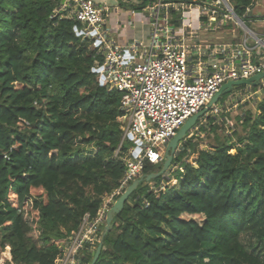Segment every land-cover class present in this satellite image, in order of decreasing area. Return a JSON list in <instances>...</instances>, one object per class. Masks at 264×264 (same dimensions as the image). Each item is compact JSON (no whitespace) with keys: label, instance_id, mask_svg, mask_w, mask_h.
Returning a JSON list of instances; mask_svg holds the SVG:
<instances>
[{"label":"trees","instance_id":"16d2710c","mask_svg":"<svg viewBox=\"0 0 264 264\" xmlns=\"http://www.w3.org/2000/svg\"><path fill=\"white\" fill-rule=\"evenodd\" d=\"M231 2L244 20L264 19L247 11L253 0ZM61 4L0 0V248L15 264H55L126 171L116 154L121 94L101 84L93 68L103 55L78 20L57 13ZM256 111L240 117L244 133L209 149L189 134L173 164L190 148L196 164L171 168L175 185L143 180L95 264H264V96ZM161 167L148 162L144 174Z\"/></svg>","mask_w":264,"mask_h":264},{"label":"built area","instance_id":"2783aa9c","mask_svg":"<svg viewBox=\"0 0 264 264\" xmlns=\"http://www.w3.org/2000/svg\"><path fill=\"white\" fill-rule=\"evenodd\" d=\"M223 3L226 10L220 7ZM110 12L108 4L96 0H62L57 10L62 17L82 24L80 30L76 29L78 34L90 39L92 47L103 55V61H96L93 70L102 85L121 94L118 120L122 141L116 154L121 155L126 171L115 190L102 194L97 214L85 213L78 229L61 242L55 264H90L88 258L95 255L103 240L108 213L127 187L144 174L146 163L164 161L166 144L222 85L264 72V32L249 28L238 15L244 21L240 23L229 0H149L142 11H132L149 25V43L139 41L130 46L117 44L110 36L106 26ZM227 17L246 29L239 44H209L201 49L199 44L186 41L187 36L220 29L228 24ZM141 51L143 59L139 60ZM195 53L197 57L208 55V59L200 58L193 66L190 61ZM259 85L262 88L257 91L246 85L244 92L239 91L225 104L253 97L264 89V78ZM128 138L134 146L126 151L123 142ZM166 185L163 182L160 187ZM0 250H9L11 255L4 258V252L0 254V264H15L10 246Z\"/></svg>","mask_w":264,"mask_h":264},{"label":"rangeland","instance_id":"374dc122","mask_svg":"<svg viewBox=\"0 0 264 264\" xmlns=\"http://www.w3.org/2000/svg\"><path fill=\"white\" fill-rule=\"evenodd\" d=\"M97 2H100L102 4H108L109 7H111V10L113 11L111 13V16L107 18V23L111 29L112 33H116V27L117 24L115 20L119 18L122 21H125V26L129 27V24L131 26V23L129 21L132 19V16H130V12L133 11V6L131 5L132 2L137 3L138 0H96ZM255 1V7H254V14H264V0H254ZM229 2L232 4L231 0ZM233 5V4H232ZM115 7H118L120 10V14L117 15L113 9ZM213 7V6H211ZM220 7L223 10H226L225 4H221ZM109 11H107V14ZM228 24H225V26L221 27L220 29H212L211 31H203L201 33V40L198 39L197 41L201 42L202 45H206L207 43H211L213 45L219 44V43H226V42H234V41H242L246 29L243 26H240L236 23L235 19H231L227 17ZM261 21L259 19L253 20V21H246V24L249 28L258 31V32H264V27L261 26ZM140 26V23H138ZM140 29V27H138ZM149 26H146V29L149 30ZM131 30V29H130ZM131 33V32H129ZM118 34V32L116 33ZM227 34V35H226ZM129 35H124L123 38L126 41V38ZM117 37V36H116ZM144 40L146 43H149L150 35L145 34ZM119 42V38L117 40ZM89 45L92 46V42H89ZM137 57L139 60L143 59L142 51L137 54ZM247 88L246 85H237L235 88L226 93L223 94L216 105H214L207 114L200 120L199 128H195L191 133H193V142L197 143V146L200 147H206L207 149L210 148L209 145L212 143H216L219 141H224L229 137V141L232 139V135L234 136L236 132L238 133H244L243 126L241 124L240 117L245 114L248 110L252 112H257V104L264 96V89L259 91L256 95H254L251 98H248L244 101L238 100L233 103H228L231 100L232 96H235L238 94L239 91L244 92V90ZM235 139L237 136H234ZM206 141V142H205ZM124 149L126 151H129L131 147L134 146V142L128 138L123 142ZM233 151V150H232ZM197 156L194 152H192V149H188L187 153L183 157L182 161L179 162L181 164L182 162H192L193 164H196ZM164 161H162L160 164H154L155 167H159L163 164ZM180 168V167H179ZM180 169L174 170L173 174L175 176H178L180 173ZM166 173L165 175H167ZM165 175H162L161 177V184L164 182L166 184H177V180L173 178V176L166 177ZM155 182L151 181L149 183L150 188H153L155 186ZM134 193L129 197V202H134ZM102 199V196H101ZM4 251L0 250V254H3ZM4 258H8V252L5 251L3 254ZM11 257V256H9Z\"/></svg>","mask_w":264,"mask_h":264},{"label":"water","instance_id":"95a60500","mask_svg":"<svg viewBox=\"0 0 264 264\" xmlns=\"http://www.w3.org/2000/svg\"><path fill=\"white\" fill-rule=\"evenodd\" d=\"M235 17L240 23L243 24V19L240 18L237 13L234 12ZM77 29V27H75ZM264 78V72L258 73L248 79L233 80L225 83L220 87V89L215 93L212 99L207 103V105L201 109L198 113L189 117L186 122L180 127L177 134L166 144V154L165 159L162 164V167L159 171H154L149 174H143L141 177L135 179L127 189L120 195L117 201L112 206L110 212L108 213L106 224L104 228L103 240L99 243L93 260L90 264H95L100 257L101 251L104 245L105 235L111 231L114 226L113 220L117 214H119L125 206L126 201L129 199L130 195L137 189L139 184L143 181H150L153 178H157L161 175L169 173L172 168L173 160L176 155L181 151V147L187 136L198 126L200 120L207 114V112L217 104L220 97L223 94L230 92L233 89V86L237 85H249V86H258L261 82V79ZM102 84V82H101Z\"/></svg>","mask_w":264,"mask_h":264},{"label":"crops","instance_id":"0c3cea01","mask_svg":"<svg viewBox=\"0 0 264 264\" xmlns=\"http://www.w3.org/2000/svg\"><path fill=\"white\" fill-rule=\"evenodd\" d=\"M252 7H251V11H252V13H254V7H255V1L253 0V2H252ZM114 11H115V13L117 14V15H119L120 14V12H119V8H118V10L116 11L115 9H113ZM113 11L111 10V12H110V14H109V16H111V13H112ZM108 16V17H109ZM130 16H132V19L129 21V23H131V26H130V24H129V27L128 26H125V24H124V22L125 21H122V20H120L119 18H117L116 20H115V22H116V24H117V27H116V33L118 32V34H116V33H112L111 32V29H110V27H109V25H108V23H106V26L108 27V29H109V31H110V36L111 37H113L114 38V40L117 42V40H118V38H119V42H120V45H122V46H130V45H132L133 43H136V42H139V41H142L143 43H146L145 42V38H144V36H145V34H150V29L149 30H147L146 29V26H149L147 23H145V22H142V21H140L139 19H138V17H137V15H134L133 13H132V11L130 12ZM262 23H261V26L262 27H264V20H260ZM138 23H140V26L138 25ZM138 27H140V29L138 28ZM131 29V30H130ZM129 32H131V33H129ZM201 33L202 32H200L198 35L196 34V35H192V36H187V38H186V41L188 42V43H190V44H192V45H196L197 46V44H199L200 45V47H201V49H203L204 47H207L209 44L210 45H213V44H211V43H207L206 45H202V43L201 42H199V41H197V37H198V39H200L201 40ZM126 36V35H129L127 38H126V41L124 40V38H123V36ZM227 35V34H226ZM117 36V37H116ZM241 42V40L240 41H234V42H231V41H229V42H226V43H219V44H215V45H232V44H239ZM117 44H119L118 42H117ZM214 46V45H213ZM196 51H197V49H196ZM197 53H195V56H193L192 58H191V61H190V63H191V65H193L194 66V64H197V60L198 59H200V58H202V59H208V55H202L201 57H197V55H196ZM200 125H198V127H199ZM191 134V133H190ZM196 155V154H195ZM197 156V155H196Z\"/></svg>","mask_w":264,"mask_h":264}]
</instances>
